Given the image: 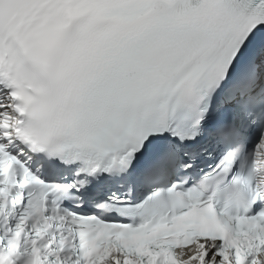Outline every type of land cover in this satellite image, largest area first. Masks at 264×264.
Masks as SVG:
<instances>
[{"label": "snow or ice", "instance_id": "obj_1", "mask_svg": "<svg viewBox=\"0 0 264 264\" xmlns=\"http://www.w3.org/2000/svg\"><path fill=\"white\" fill-rule=\"evenodd\" d=\"M0 264H264V0H0Z\"/></svg>", "mask_w": 264, "mask_h": 264}]
</instances>
